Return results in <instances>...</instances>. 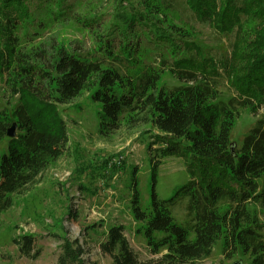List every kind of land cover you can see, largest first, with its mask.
<instances>
[{
	"label": "trees",
	"instance_id": "obj_1",
	"mask_svg": "<svg viewBox=\"0 0 264 264\" xmlns=\"http://www.w3.org/2000/svg\"><path fill=\"white\" fill-rule=\"evenodd\" d=\"M49 1L57 12L66 2ZM185 2L199 21L211 23L220 32L234 30L227 58L216 61L204 56L188 39L178 44L180 27L164 29L153 24L150 28L152 20L139 11L120 14L104 31L95 24L96 45L91 52L81 54L53 45L46 57L43 47L25 50L20 46L17 31L29 19L28 0H0V76L18 96L10 111L0 107V142L9 139L7 151L0 154V213L13 204L14 193L34 182L64 152L68 131L56 103L89 89L91 99L100 104V134L120 128L123 120L147 122L158 132L154 143L162 142L149 157L147 190L140 189L146 183L138 179L136 165L130 169L128 186L129 209L140 222L137 232L146 238L152 253L164 252L155 259L140 260L124 227L116 223L99 242L101 251L110 256L108 264L194 263L209 256L218 239L227 256L241 252L249 254V264H264L261 223L249 208L251 203L264 205V0ZM141 33L147 40L153 36L167 44L168 56L158 66L139 65L136 53ZM162 69L179 83L162 82ZM221 74L234 91L226 101L218 100L216 78ZM238 107L253 113L262 108L263 114L236 147L230 132ZM13 121L16 136L8 137ZM167 157L182 158L189 179L175 187L171 196L162 197L155 181L158 166ZM180 199H186L189 226L177 222L171 213ZM13 241L22 256L34 259L41 253L30 233ZM60 246L58 264H85L86 249L78 238L62 235Z\"/></svg>",
	"mask_w": 264,
	"mask_h": 264
},
{
	"label": "rangeland",
	"instance_id": "obj_2",
	"mask_svg": "<svg viewBox=\"0 0 264 264\" xmlns=\"http://www.w3.org/2000/svg\"><path fill=\"white\" fill-rule=\"evenodd\" d=\"M185 1L66 0L64 8L57 12L52 1L28 0L29 19L17 31L20 46L25 50L43 47L46 57L47 53H52L53 45L81 54L91 52L96 45L95 24L104 31L120 14L128 16L139 11L152 20L147 25L150 28L153 24L164 29L180 27L175 40L178 44L188 39L199 46L204 56H212L216 61L227 58L232 51L234 30L220 32L211 23L199 21ZM142 24L136 25L138 29ZM141 36L136 53L139 65L158 66L163 57L168 56L167 44L162 45L153 36L150 40L145 34ZM161 81L171 86L179 83L164 69ZM216 81L218 100L226 101L234 91L223 74ZM91 91L84 89L71 100L56 103L66 122L68 142L64 152L49 162L34 182L14 193L13 204L0 213V264H58L62 235L79 239L86 249L85 264L93 261L108 264L110 256L101 251L99 242L105 239L108 227L116 223L124 227L125 236L140 260L155 259L164 252H151L146 238L137 232L140 222L129 209L130 169L138 166V179L146 183L140 189L145 192L150 185L147 182L151 167L149 157L154 147L162 145V142L154 143L158 132L150 123L129 124L123 120L120 128L108 135L100 134L97 129L100 104L91 99ZM17 97L5 77L0 76V107L10 111L18 102ZM262 112V108L256 113L248 108H237L230 132L234 146L242 144L244 135ZM8 142L7 137L0 142V154L7 151ZM116 156L118 162L113 161ZM188 179L183 159L167 157L158 166L155 188L162 197H169L175 187ZM186 205V199L178 200L172 205L171 213L177 222L189 226L191 219ZM249 208L256 213L261 223L259 231L264 237V205L251 203ZM23 233L34 235L36 247L41 249L37 258L19 253L13 238ZM234 261L249 264V254L232 252L227 256L218 239L209 256L188 264H232Z\"/></svg>",
	"mask_w": 264,
	"mask_h": 264
},
{
	"label": "water",
	"instance_id": "obj_3",
	"mask_svg": "<svg viewBox=\"0 0 264 264\" xmlns=\"http://www.w3.org/2000/svg\"><path fill=\"white\" fill-rule=\"evenodd\" d=\"M6 135L8 137L16 136V123L13 121L12 124L8 127ZM232 264H242L240 261H234Z\"/></svg>",
	"mask_w": 264,
	"mask_h": 264
},
{
	"label": "built area",
	"instance_id": "obj_4",
	"mask_svg": "<svg viewBox=\"0 0 264 264\" xmlns=\"http://www.w3.org/2000/svg\"><path fill=\"white\" fill-rule=\"evenodd\" d=\"M113 161L114 162H118L119 161V158L116 156L115 158H113Z\"/></svg>",
	"mask_w": 264,
	"mask_h": 264
}]
</instances>
